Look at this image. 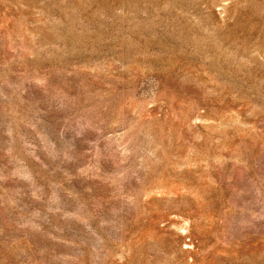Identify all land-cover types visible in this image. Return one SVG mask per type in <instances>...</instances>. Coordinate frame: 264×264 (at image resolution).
<instances>
[{"label": "rangeland", "instance_id": "374dc122", "mask_svg": "<svg viewBox=\"0 0 264 264\" xmlns=\"http://www.w3.org/2000/svg\"><path fill=\"white\" fill-rule=\"evenodd\" d=\"M0 264H264V0H0Z\"/></svg>", "mask_w": 264, "mask_h": 264}]
</instances>
